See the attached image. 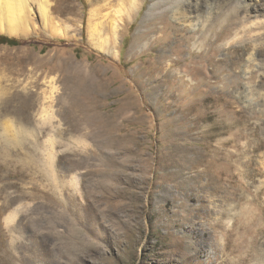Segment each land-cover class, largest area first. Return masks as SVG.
Instances as JSON below:
<instances>
[{
  "label": "rangeland",
  "instance_id": "obj_1",
  "mask_svg": "<svg viewBox=\"0 0 264 264\" xmlns=\"http://www.w3.org/2000/svg\"><path fill=\"white\" fill-rule=\"evenodd\" d=\"M5 1L20 44H0V264H264L247 4L199 36L153 0L130 17L123 0H46L47 17L27 0L23 20Z\"/></svg>",
  "mask_w": 264,
  "mask_h": 264
},
{
  "label": "bare ground",
  "instance_id": "obj_2",
  "mask_svg": "<svg viewBox=\"0 0 264 264\" xmlns=\"http://www.w3.org/2000/svg\"><path fill=\"white\" fill-rule=\"evenodd\" d=\"M144 1L145 0H123L122 4L124 6H127L130 9V11H129L130 15L128 14L129 15L128 17L132 16V13L134 11L138 10L140 8V4L142 6ZM193 1H195V4L192 6L191 2H193ZM39 4H40L41 13L45 17H47L48 12L52 9L50 7L51 4L48 3L46 0H40ZM244 4H247V14L245 13L246 15L244 16V18L242 20V22L244 23V26L245 27L246 26L247 27L257 26L258 27V30H256L254 33H252V42L254 44V50L255 51L250 52L249 58L247 61V70L245 72H246V75H248L251 80L245 83V86H246L245 96L247 98L253 100L255 98V95L258 92L259 95L262 96V98L264 100V82L259 83L258 85L254 83L255 77L258 76L256 73V69L261 73V75H264V60L259 59V54L262 51L261 48L264 46V13H259L261 11L262 6H263L262 4L255 2L253 5H251V7H248V6H250V3L249 2L247 3V0L246 1H242V0H153V3L151 4L150 9H149V13L154 15V16H157L159 13L162 12V10H163L162 8H164V10H171L172 16L174 18L184 19L185 22L190 23L196 29V31L199 33V36H200V35H204L206 33H209L211 31V28L213 27L215 21L217 19H219V17H221L223 15L227 16V14H229V13H236V11L240 10V8ZM4 5H6L5 9H7V12L9 13L10 16L15 15V17H13V18H16V15H17L19 17L18 19L23 20V18H21V15H22V13L23 14L26 13L25 8L27 7V0H6ZM59 7L61 8V6H59ZM252 12H258V15H256L257 19L253 22L251 21V23L248 25V23H249V22L247 23L248 17L250 16V14ZM22 17H24V16H22ZM15 20H13V21H15ZM10 23L12 24L13 22H10ZM164 26H162V27H164ZM118 29H119V25H117V24H113L111 26V30H110L112 32L111 40H112V45L114 47L117 44V40H118V32H119ZM204 41L205 40H203V39H198L196 44H203ZM52 85H53V87H55L54 84L51 83V86H50L51 89H52ZM237 87H238L237 85H234V88H237ZM4 103L7 104L8 101H5ZM4 112H6V113L11 112L9 110L8 106H6L5 108L3 107V113ZM27 119H28V121L31 120L30 113L27 115ZM5 121L6 122H4L2 124V127L4 129L3 130V136L4 137L8 136L7 135L8 134L7 130L9 129L8 125H10V124L13 125V123H11V122L9 123L8 120H5ZM12 125H11V127H12ZM11 130H12V128H11ZM254 132L257 133V131H254ZM9 141H10V139H9ZM9 144H11V143H9ZM212 178H214V177H212ZM212 178H210V179H212ZM198 185H199V183H198ZM198 192L199 191H197V193Z\"/></svg>",
  "mask_w": 264,
  "mask_h": 264
},
{
  "label": "trees",
  "instance_id": "obj_3",
  "mask_svg": "<svg viewBox=\"0 0 264 264\" xmlns=\"http://www.w3.org/2000/svg\"><path fill=\"white\" fill-rule=\"evenodd\" d=\"M0 44H8V45L16 46L20 44V40L16 37H10L5 34H0Z\"/></svg>",
  "mask_w": 264,
  "mask_h": 264
}]
</instances>
